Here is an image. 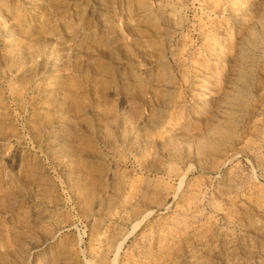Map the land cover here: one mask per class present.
Masks as SVG:
<instances>
[{"label":"rangeland","instance_id":"obj_1","mask_svg":"<svg viewBox=\"0 0 264 264\" xmlns=\"http://www.w3.org/2000/svg\"><path fill=\"white\" fill-rule=\"evenodd\" d=\"M246 1L232 21L181 0L174 35L158 0H0V264H264V0ZM238 67L244 106L228 99ZM197 68L215 103L193 101ZM229 111L230 139L198 155Z\"/></svg>","mask_w":264,"mask_h":264},{"label":"bare ground","instance_id":"obj_2","mask_svg":"<svg viewBox=\"0 0 264 264\" xmlns=\"http://www.w3.org/2000/svg\"><path fill=\"white\" fill-rule=\"evenodd\" d=\"M196 1V0H195ZM158 2H159V5H158V7L160 8H162V10H163V13H164V15L166 16V19L168 20V21H171V23L173 22V24H174V26H172V31H171V33L172 34H176L177 32H178V26H176L175 25V20H176V16H177V11L178 10H180V7H181V0H158ZM189 2V1H188ZM193 2V1H192ZM220 2V1H219ZM249 2H250V0H249ZM154 3V2H153ZM191 3V2H190ZM195 3H198V2H195ZM214 2H213V0H202V5L204 4V8L205 9H207L208 11H207V13L208 14H213V16H217V15H223L224 16V14L230 19V20H232V21H236V20H238L241 16H242V14H245V12L248 10V5H247V1L246 0H223L222 2H220V4L219 5H215V4H213ZM188 5V4H187ZM192 5V4H191ZM194 5V4H193ZM183 7H185V6H183ZM189 7V6H188ZM195 8H196V6H195ZM263 8V7H262ZM140 9V8H139ZM139 9H138V11H139ZM157 9V8H156ZM250 9H251V7H250ZM153 10H155V9H153ZM184 10V9H183ZM187 10V9H186ZM198 10V9H197ZM200 11H201V9H200ZM154 12V11H153ZM156 12V11H155ZM154 12V13H155ZM184 12V11H183ZM203 12V11H202ZM139 13H140V15H141V18L143 19L144 18V20L146 21H148V20H150V22H151V20H152V11H151V9L149 8V7H142L141 9H140V11H139ZM157 13V12H156ZM185 13V12H184ZM204 13V12H203ZM260 13V12H259ZM258 13V14H259ZM180 15V14H179ZM258 17V16H257ZM163 18V17H162ZM180 18V17H179ZM201 18V17H200ZM218 18V17H217ZM222 18V17H221ZM228 18H226V19H228ZM244 18V17H243ZM197 19H198V17H197ZM201 19H204V18H201ZM206 19V18H205ZM226 19H224V20H226ZM155 20V19H154ZM217 20V19H216ZM215 20V21H216ZM246 20V19H245ZM257 20V19H256ZM183 21V20H182ZM258 21V20H257ZM187 22V21H186ZM202 22V21H201ZM240 22V21H239ZM254 22V21H253ZM189 23H190V21H189ZM195 23V22H194ZM209 23V22H208ZM215 23V22H214ZM150 24V23H149ZM181 24V23H180ZM187 24V23H186ZM191 25H193L192 23H190ZM189 24V25H190ZM203 24V23H202ZM222 24H224V23H222ZM227 24V23H226ZM225 24V25H226ZM229 24V23H228ZM236 24V23H235ZM259 27L261 28V30H262V32H261V35H263L264 36V8H263V12H262V15H261V18L259 19ZM171 25V24H170ZM180 26V25H179ZM219 26V25H218ZM235 26V25H234ZM258 26V25H257ZM256 26V27H257ZM168 27H169V25H168ZM223 27H225V26H223ZM170 28H171V26H170ZM185 28V27H184ZM161 29V28H160ZM169 29V28H168ZM190 29V28H189ZM217 29V28H216ZM227 29V28H226ZM257 29V28H256ZM170 30V29H169ZM219 30V29H218ZM217 30V31H218ZM186 31V30H185ZM196 31V30H195ZM257 31H259V30H257ZM193 32V31H192ZM203 27L199 24V36L202 38L203 37ZM215 32V31H214ZM246 32V31H245ZM181 33H182V31H181ZM196 33V32H195ZM206 33V32H205ZM221 33H224L225 34V32H221ZM220 33V34H221ZM228 33V32H227ZM248 33H249V35H248V39L252 42V43H255L256 41H257V39H258V33L256 32V31H248ZM218 35V34H217ZM242 35V34H241ZM177 36H179V35H177ZM181 36V35H180ZM179 36V37H180ZM236 36V35H235ZM246 36V35H245ZM160 38H162V39H164L165 37H167V35L166 34H162V35H160L159 36ZM190 37V36H189ZM223 37V36H222ZM225 37V36H224ZM228 37V36H227ZM226 37V38H227ZM178 38V37H177ZM184 38V37H183ZM170 39V38H169ZM174 39H176V38H174ZM198 39V38H197ZM217 39V38H216ZM220 39H222V38H220ZM262 39H264V38H262ZM167 40V39H166ZM165 40V41H166ZM223 40V39H222ZM243 40V39H242ZM247 40V39H246ZM171 41V40H170ZM194 41V40H193ZM213 41V40H212ZM224 41V40H223ZM169 42V41H168ZM187 42V41H186ZM192 43V42H191ZM214 43V42H213ZM223 43V42H222ZM221 43V44H222ZM246 43V42H245ZM182 44V43H181ZM240 44V43H239ZM202 45V44H201ZM225 45V44H224ZM221 46V45H220ZM219 46V47H220ZM234 46V45H233ZM204 47L206 48H204L205 49V51H206V53H207V55H208V61L211 63V65L212 64H214V65H217L218 66V64L220 63V61H222V60H225V57H223L222 55H221V51L219 50V47H217V45L215 46V45H206L205 46V44H204ZM222 47V46H221ZM220 47V48H221ZM225 47V46H224ZM194 48V47H193ZM236 48V50H235V52L233 53V51H232V55H231V58H237V57H240L241 55L243 56V55H245L246 53H247V45L246 44H240V45H238L237 47H235ZM184 49V48H183ZM203 49V48H202ZM179 50V49H178ZM187 50H189V49H187ZM201 50V49H200ZM182 52V51H181ZM222 53H223V51H222ZM173 54V53H172ZM184 54H186V53H184ZM188 54V53H187ZM193 54V53H192ZM199 54V53H198ZM224 54H226V52L224 53ZM179 55V54H178ZM202 55V54H201ZM248 55V54H247ZM176 56H177V53H176ZM225 56V55H224ZM228 56V55H227ZM230 56V55H229ZM207 57V56H206ZM190 58V57H189ZM195 58V57H194ZM227 58V57H226ZM230 59V58H229ZM238 59V58H237ZM236 59V60H237ZM251 59V58H250ZM185 61V60H184ZM198 61V60H197ZM200 61V60H199ZM205 61V60H204ZM227 61V60H226ZM238 61H239V59H238ZM157 62V61H156ZM155 62V63H156ZM203 62V61H202ZM223 62V61H222ZM232 62V61H231ZM177 63V62H176ZM197 63V62H196ZM195 63V64H196ZM199 63V62H198ZM232 64V63H231ZM181 65V64H180ZM207 65V64H206ZM205 65V66H206ZM209 65V64H208ZM236 65V64H235ZM196 66V65H195ZM199 66V65H198ZM203 66V65H202ZM232 66V65H231ZM215 67V66H214ZM221 67V66H220ZM166 68V67H165ZM193 68V67H192ZM218 68V67H217ZM217 68H215L216 70H217ZM239 69H238V72H237V83H235V85L234 86H232L229 90H230V94H229V96H228V99H229V101L232 103V104H237V105H239V106H241V105H243V102H244V99H245V97H246V94H247V88H248V72L244 69V68H240V67H238ZM246 68V67H245ZM166 70V69H165ZM233 71H234V69H233ZM216 72V71H215ZM191 74V73H190ZM235 74V73H234ZM184 76V75H183ZM191 76V75H190ZM204 76H207L206 75V73H205V70L204 69H201V68H197L195 71H194V79H193V81L192 82H194V85L196 86V88H197V91H198V95L194 98V102H195V104H197V105H202L203 106V104H205V103H207L208 104V102H214L215 100H218L219 98H221L222 96H224V93L222 92L221 93V91L220 92H218V93H220V95L218 96V97H216V96H214V95H212V89L214 88L213 86V88L211 89L207 84H205L204 82L206 81L205 80V77ZM236 76V75H235ZM208 80H209V78H207ZM185 80V79H184ZM187 80H189V79H187ZM251 81V80H250ZM234 82H236V81H234ZM164 83H166V82H164ZM190 83V82H189ZM230 83V82H229ZM159 84V83H158ZM169 84V83H168ZM212 84V83H211ZM156 85V84H155ZM164 85H166V84H164ZM163 85V86H164ZM210 85V84H209ZM172 86V85H171ZM160 87H161V85H160ZM165 88H166V86H164ZM163 87V88H164ZM189 87V86H188ZM227 87V86H226ZM229 87V86H228ZM250 87V86H249ZM164 88V89H165ZM223 88H224V86H223ZM249 89V88H248ZM163 90V89H162ZM182 90V89H181ZM215 90V89H214ZM194 91H196L195 89H194ZM222 91H223V89H222ZM168 92V91H167ZM225 92V91H224ZM226 92H228V91H226ZM190 93V92H189ZM195 94H196V92H195ZM218 95V94H217ZM195 96V95H194ZM193 96V97H194ZM226 96V95H225ZM226 101H227V99H226ZM188 102V101H187ZM223 102V101H222ZM215 103V102H214ZM217 103V102H216ZM246 103V102H245ZM244 103V104H245ZM206 104V105H207ZM230 104V103H229ZM244 106V105H243ZM225 107V106H224ZM223 107V108H224ZM231 109V108H230ZM220 111V110H219ZM264 111V110H263ZM180 112V111H179ZM239 112V111H238ZM262 112V111H261ZM220 113V112H219ZM235 113H236V111H235ZM235 113L233 112V111H229V112H227L226 114H225V118H224V122H223V126L221 125V127H213L211 130L209 129L208 130V132H207V134H206V136L203 138V140H198V142L196 143V150H197V154L198 155H200V156H206V155H208L209 156V154H211V153H213L215 150H216V148L219 146L220 147V145H222V144H224L225 142H227L229 139H230V137H231V134L234 132L233 130V125H234V121H236L235 119H236V115H235ZM219 116V115H218ZM238 116V115H237ZM215 124V123H214ZM260 124V123H259ZM264 124V123H263ZM263 130V129H262ZM261 131V130H260ZM255 133V132H254ZM257 135V134H256ZM253 136H255V134L253 135ZM256 138V137H255ZM196 141V140H195ZM249 141V140H248ZM64 142V141H63ZM259 142H260V147H261V150L264 152V133H261V135H260V137H259ZM258 142V143H259ZM56 143L57 144H59L60 143V140H58V141H56ZM61 143H62V141H61ZM186 143V142H185ZM252 143V142H251ZM247 145H248V143H247ZM53 146V145H52ZM192 146V145H191ZM245 146V145H244ZM142 147V146H141ZM218 147V148H219ZM53 148V147H52ZM57 148V147H56ZM137 148V147H136ZM240 148H242V147H240ZM245 148V147H244ZM195 149V148H194ZM251 149V148H250ZM52 150V149H51ZM143 150V149H142ZM242 150V149H241ZM54 151V150H53ZM132 151H134V150H132ZM137 151H141V149H140V147H138L137 148V150H136V152ZM237 151H239V150H237ZM243 151H245V150H243ZM143 152V151H142ZM188 152V151H187ZM171 153V152H170ZM246 153V152H245ZM257 153V152H256ZM136 154V153H135ZM195 154V153H194ZM241 154V153H240ZM247 155L246 156H248L249 158H251L252 160H254L255 161V163H257V157H255L254 156V154L253 153H251V151H247V153H246ZM236 154L235 153H233L232 155H227V156H223L224 157V159H223V161H221V163L222 164H224L225 162H227L228 160H230L231 158H233L234 156H235ZM256 155V154H255ZM244 156H245V154H244ZM183 157H185V156H183ZM191 158V157H190ZM260 158V157H259ZM137 159V158H136ZM260 160V159H259ZM262 160V159H261ZM136 161V160H135ZM62 163V162H61ZM252 163V162H251ZM60 164V163H59ZM258 164V163H257ZM264 164V163H263ZM59 166V165H58ZM57 166V167H58ZM253 166H254V164H253ZM217 167V166H216ZM221 167V166H220ZM255 167V166H254ZM63 168V167H62ZM264 168V167H263ZM262 168V169H263ZM209 170V169H208ZM213 170V169H212ZM216 170H218L217 168H216ZM216 170H215V172H216ZM220 170V169H219ZM237 170V169H236ZM213 172V171H212ZM209 173V172H208ZM214 173V172H213ZM229 176V175H228ZM227 176V177H228ZM262 177V176H261ZM238 178V177H237ZM236 178V179H237ZM257 178H259V177H257ZM228 179V178H227ZM231 179V178H230ZM264 180V179H263ZM226 182V181H225ZM224 182V183H225ZM228 182V181H227ZM118 183H120V182H118ZM228 184V183H227ZM226 184V185H227ZM225 185V186H226ZM229 185V184H228ZM128 186V185H127ZM133 186V185H132ZM131 186V187H132ZM189 186V185H188ZM250 186V185H249ZM243 187V186H242ZM263 187V186H262ZM120 188V187H119ZM118 188V189H119ZM194 188V187H193ZM197 188V187H196ZM199 188H200V186H199ZM255 188V187H254ZM122 191H125V189H126V185L124 184V183H122L121 184V188H120ZM195 189V188H194ZM249 189V188H248ZM130 190H131V188H130ZM134 190V189H133ZM132 190V191H133ZM196 190V189H195ZM229 190V189H228ZM237 190V189H236ZM120 191V190H119ZM127 191V190H126ZM132 191H130V192H132ZM188 191V190H187ZM198 191L199 190H197V193H198ZM231 191H233V190H231ZM129 192V191H128ZM191 192V191H190ZM219 192V191H218ZM245 192V191H244ZM262 192V191H261ZM192 193V192H191ZM224 193V192H223ZM229 193V192H228ZM120 194V193H119ZM124 194V193H123ZM155 194H158V193H155ZM154 194V195H155ZM202 194V193H201ZM222 194V193H221ZM237 194V193H236ZM240 194V193H239ZM129 194L127 193V196H128ZM131 195V194H130ZM194 195V194H193ZM199 195V194H198ZM225 195V194H224ZM223 195V196H224ZM229 195V194H228ZM227 195V196H228ZM244 195V194H243ZM116 196V195H115ZM120 196V195H119ZM127 196H126V198H127ZM142 196V195H141ZM158 196V195H157ZM160 196V195H159ZM158 196V197H159ZM230 196V195H229ZM248 196V195H247ZM221 197V196H220ZM236 197V196H235ZM237 197H238V195H237ZM251 197V196H250ZM129 198V197H128ZM130 198H132V197H130ZM203 198V197H202ZM253 198H254V195H253ZM123 199V198H122ZM134 199V198H133ZM136 199H137V197H136ZM157 199V198H156ZM204 199V198H203ZM223 199H225V198H223ZM223 199H221L222 201H223ZM228 199V198H227ZM249 199V198H248ZM255 199V198H254ZM135 200V199H134ZM232 200V199H231ZM242 200V199H241ZM258 200H259V198H258ZM131 201V200H130ZM183 201H185V200H183ZM196 201V200H195ZM226 201V200H225ZM256 201V200H255ZM194 202V201H193ZM193 202H192V199H190L189 198V204L190 205H187L185 208H183V209H178V210H176L174 213H176L177 215H184V213L186 214L187 212H190V210L192 209V208H194V206L192 207L191 206V204H193ZM200 202V201H199ZM203 202V201H202ZM238 202H240V201H238ZM250 202V201H249ZM254 202V201H253ZM252 202V203H253ZM132 203V202H131ZM186 203V202H185ZM231 203H233V202H231ZM120 204V203H119ZM134 204V203H133ZM227 204V203H226ZM240 204V203H239ZM127 205V204H126ZM199 205V204H198ZM211 205V204H210ZM215 205V204H214ZM253 205V204H252ZM124 206V205H123ZM200 206V205H199ZM229 206V205H228ZM255 206V205H254ZM177 207V206H176ZM212 207V206H211ZM126 209V208H125ZM128 209V208H127ZM199 209V208H198ZM131 210V209H130ZM229 210V209H228ZM124 211V210H123ZM195 211V210H194ZM126 212V211H125ZM138 212V211H137ZM136 212V213H137ZM152 212V211H151ZM132 213V212H131ZM214 213V212H213ZM260 213V212H259ZM172 216V215H171ZM176 217V216H175ZM182 219V218H181ZM185 219V218H184ZM167 220V219H166ZM169 220V219H168ZM171 220V219H170ZM203 220V219H202ZM206 220V219H205ZM175 221V220H174ZM189 224V223H188ZM198 224H199V222H198ZM195 225V224H194ZM232 225V224H231ZM164 226V225H163ZM198 226V225H197ZM201 227V226H200ZM192 228V227H191ZM173 231V230H172ZM102 233V232H101ZM97 234V233H96ZM164 234H165V232L162 230L160 233H159V235L161 236H164ZM154 235V234H153ZM174 235V234H173ZM111 237V236H110ZM50 239V238H49ZM49 239H45V241H44V243L43 244H46L48 241H49ZM139 239V238H138ZM159 240V239H158ZM161 240V239H160ZM169 240V239H168ZM140 242V241H139ZM147 243H149V242H147ZM139 245V244H138ZM141 245V244H140ZM41 245H35L34 246V249H36V248H38V247H40ZM46 246V245H45ZM115 246V245H114ZM144 246V245H143ZM146 246V245H145ZM104 247H105V245H104ZM109 247V246H108ZM141 247V246H140ZM107 248V247H106ZM117 248H118V246H117ZM133 248V247H132ZM137 249V248H136ZM146 249V248H145ZM105 250V249H104ZM114 250V249H113ZM121 250V249H120ZM132 250V249H131ZM115 251V250H114ZM142 252V251H141ZM139 252L138 251H136V254H138ZM109 254V253H108ZM143 254H145V253H143ZM148 254V253H147ZM129 255V254H128ZM132 256V255H131ZM103 258V257H102ZM129 258H130V256H129ZM104 259V258H103ZM140 259V258H139ZM138 259V260H139ZM129 260V259H128ZM143 260V259H142ZM135 261H136V259H135ZM134 260H132L129 264H138V263H136ZM105 262V261H104ZM140 262V261H139ZM142 263V262H141ZM145 264V263H144Z\"/></svg>","mask_w":264,"mask_h":264}]
</instances>
